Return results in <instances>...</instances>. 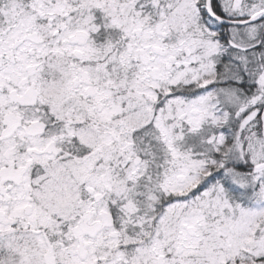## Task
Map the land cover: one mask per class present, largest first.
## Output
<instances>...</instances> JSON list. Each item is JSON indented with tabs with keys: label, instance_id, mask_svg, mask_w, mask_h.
I'll return each mask as SVG.
<instances>
[{
	"label": "snow or ice",
	"instance_id": "6c2138e0",
	"mask_svg": "<svg viewBox=\"0 0 264 264\" xmlns=\"http://www.w3.org/2000/svg\"><path fill=\"white\" fill-rule=\"evenodd\" d=\"M0 264H264V0H0Z\"/></svg>",
	"mask_w": 264,
	"mask_h": 264
}]
</instances>
